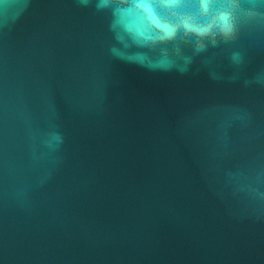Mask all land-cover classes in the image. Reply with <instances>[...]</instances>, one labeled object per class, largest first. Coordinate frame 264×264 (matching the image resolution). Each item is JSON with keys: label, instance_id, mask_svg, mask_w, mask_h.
I'll use <instances>...</instances> for the list:
<instances>
[{"label": "water", "instance_id": "1", "mask_svg": "<svg viewBox=\"0 0 264 264\" xmlns=\"http://www.w3.org/2000/svg\"><path fill=\"white\" fill-rule=\"evenodd\" d=\"M96 2L0 0V264H264V19L177 53Z\"/></svg>", "mask_w": 264, "mask_h": 264}, {"label": "clouds", "instance_id": "2", "mask_svg": "<svg viewBox=\"0 0 264 264\" xmlns=\"http://www.w3.org/2000/svg\"><path fill=\"white\" fill-rule=\"evenodd\" d=\"M95 6L110 11V28L118 43L171 46L177 53L181 47L201 53L229 43L237 38L240 25L264 19L257 0H248L247 5L241 0H97ZM112 51L120 57L118 48ZM232 59L239 63L240 53Z\"/></svg>", "mask_w": 264, "mask_h": 264}]
</instances>
